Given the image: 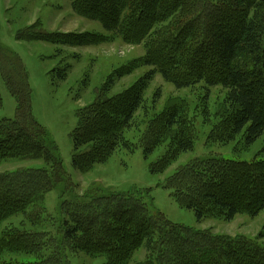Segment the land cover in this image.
Segmentation results:
<instances>
[{"label": "rangeland", "instance_id": "1", "mask_svg": "<svg viewBox=\"0 0 264 264\" xmlns=\"http://www.w3.org/2000/svg\"><path fill=\"white\" fill-rule=\"evenodd\" d=\"M73 3L0 0V51L15 55L23 63L31 89L32 116L46 130L51 154L58 157L62 174V180L40 200L32 198L22 210L0 219V264H39L46 260L49 264H110L106 252L87 254L71 240L63 243L62 231L72 225L76 212L100 215L111 223L113 219L106 212L128 201L144 208L151 217L160 214L172 225L215 238H246L264 248V210L256 216L237 214L226 219L223 214H207L197 220L192 210L176 202L174 190L167 184L178 169L197 160H264V134L248 144L242 134L228 137L225 90L221 86L199 82L176 87L154 66L145 65L147 44L124 42L105 29L97 17L75 10ZM149 73L152 79L141 95V108L133 114L130 128L119 136L124 142L100 162L80 170L73 163L78 149L74 150L72 136L79 110L97 101L120 99ZM0 99V120H12L16 101L1 73ZM173 107L180 111L189 131L186 136L192 142L191 150L185 153H177L176 143L171 142L176 127L162 129V119ZM155 139L158 143L151 149ZM147 148L151 149L148 154ZM50 168L45 159H0V175L22 169L42 171L51 177ZM153 235L151 244L144 241L127 253L123 244L113 242L119 249L112 257L113 264H181L169 255L163 261L158 259L154 250L159 237L156 232ZM15 237L24 245L20 246Z\"/></svg>", "mask_w": 264, "mask_h": 264}, {"label": "trees", "instance_id": "2", "mask_svg": "<svg viewBox=\"0 0 264 264\" xmlns=\"http://www.w3.org/2000/svg\"><path fill=\"white\" fill-rule=\"evenodd\" d=\"M73 5L81 14L97 17L124 42L147 44L145 65L154 66L176 87L199 82L221 86L228 137L242 134L248 144L264 134V0H74ZM45 37L49 40L50 36ZM0 73L16 101L14 118L0 120V159H45L52 172L51 177L22 169L0 175L1 219L22 210L32 198L40 200L62 180V174L58 157L51 154L46 130L32 116L31 89L23 63L0 51ZM151 76L139 79L118 100L97 101L79 110L72 134L74 150L78 149L73 157L76 167L89 169L124 142L119 137L121 131L130 128L133 114L141 108V95ZM179 112L173 107L166 113L162 129L176 127L171 142L176 143L177 153H185L192 142ZM155 143L149 147L154 148L158 139ZM85 146L91 147L82 149ZM12 179L21 180L11 184ZM167 184L174 190L176 202L192 210L197 220L207 214H223L226 219L237 214L256 216L264 210V160H197L178 169ZM106 215L112 217L111 223L100 215L74 213L72 225L62 231V242L71 240L87 254L106 252L113 264L112 257L119 250L113 242L123 244L124 252H132L144 241L151 244L156 232L159 238L154 253L160 261L169 255L181 264H264V248L253 241L215 238L175 226L160 214L147 215L144 208L130 201L118 203ZM15 240L24 245L17 237Z\"/></svg>", "mask_w": 264, "mask_h": 264}]
</instances>
